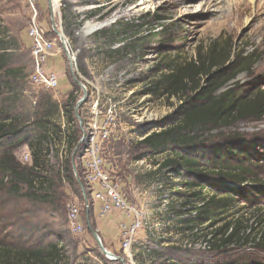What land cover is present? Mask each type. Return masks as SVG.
Instances as JSON below:
<instances>
[{
  "label": "rangeland",
  "instance_id": "obj_1",
  "mask_svg": "<svg viewBox=\"0 0 264 264\" xmlns=\"http://www.w3.org/2000/svg\"><path fill=\"white\" fill-rule=\"evenodd\" d=\"M39 9L46 38L55 43L48 65L59 77L57 93L31 82L27 0H0V57L8 63L0 68V124L22 131L0 140V244L35 249L57 243L63 249L62 264H264V246L258 245H264L262 240L222 250L212 247L218 230L227 225L248 227L249 236L264 230V118L246 116L199 135L194 145L171 146L163 153L142 144L151 133L177 124L180 108L193 102L192 90L186 93L172 82L167 87L164 78L192 63L199 65L205 56L219 65L211 76L198 78V92L212 77L221 81L239 73L218 93H264V0H60L56 9L51 0H40ZM89 24L105 26L89 33ZM56 29L65 36L71 59ZM73 72L88 99L78 111L75 107L73 122L63 111L49 118L53 126L65 131L71 125L70 132L76 133L72 149L57 131L59 137L45 150L42 173L56 187L39 191L35 198L28 196L29 185L22 184L15 194L13 174L2 169L1 160L8 154L19 169L28 172L33 166L29 145L45 130L36 122L52 101L64 104L75 94L78 103L84 95ZM97 112L108 120L101 149L114 182L127 204L147 215L130 251L123 250L124 240L117 237L120 247L110 251L116 260L102 253L89 227L96 230L95 197L85 181V148L79 141ZM174 152L193 159L195 166L161 172V163ZM143 159L156 168H139L136 162ZM234 168L245 176L241 185L225 176ZM234 186L240 187V194L232 191ZM195 195H230L231 207L205 213ZM73 207L80 211L81 234L69 228ZM179 218L193 222H176ZM160 219L166 223L162 231L156 228Z\"/></svg>",
  "mask_w": 264,
  "mask_h": 264
},
{
  "label": "trees",
  "instance_id": "obj_2",
  "mask_svg": "<svg viewBox=\"0 0 264 264\" xmlns=\"http://www.w3.org/2000/svg\"><path fill=\"white\" fill-rule=\"evenodd\" d=\"M7 64L8 63L0 57V68H5ZM218 65L219 64L212 58L205 56L204 60L199 59V65L196 66L192 63L187 67H182L176 70L177 72L174 75H169L164 78L167 87L169 86V83L172 82L176 87L182 86L186 93L192 90L194 99H189L193 100V102H188L180 108L179 116L181 118L177 124L165 128L162 131L151 133L148 137L143 139V145L157 153H163L170 150L171 146L194 145L199 141V135L214 131L218 128L232 126L241 119H247L246 116L256 118L257 120L264 118V93L258 91L254 96L250 97H243L232 89H228L220 94L218 93L239 73L221 81L213 79L212 77L206 88H203L198 92L200 89L197 84L198 78L201 76H211L212 70ZM244 67L246 68L247 66L243 64V70ZM8 74L15 76L18 75L12 71H9ZM172 91L175 95L176 89H173ZM76 103L77 98L75 97V94H70L64 104L52 101L48 111H45L46 113H43V117L36 122V124H42L45 130L44 135L33 138L29 145L33 157V166L30 168L25 167L28 172H26V169L24 168L19 169L18 167L20 166L15 162L14 158L12 156L10 157L8 154H6L1 160L2 169L6 172H12L11 174H13L15 182L13 191L15 194L20 193L22 190V187L20 186L22 184L29 185L28 196L35 198L39 191L44 193L47 190L56 187L54 181L50 180V178L42 173L43 167H46L44 164L45 150L49 143H52L53 140L59 137L57 131L60 133V137H64L72 149L76 141V133L73 134L70 132L71 125L67 130L62 131L59 125H56V127L53 126V122L49 118L50 116H54L55 113L59 115L63 111L65 117H67L70 122H73V113L77 105ZM14 126L15 125L12 124L7 125V123L0 124V140L8 139L22 132L20 130H13ZM67 164H69V161ZM195 164L196 161L193 159L180 156L174 152L172 157H167L163 163H161V172H163L162 170L165 171L169 169L177 170L179 166H190L191 168L194 167ZM69 168L70 164L66 167L67 172L69 171ZM219 174H224V171H221ZM225 174L228 180L233 184L241 185L246 181L242 170H237L236 168L229 169ZM58 177L61 182L62 179L59 176V172L57 178ZM221 187L224 186L221 185ZM232 191H236V193L240 194V187L234 186ZM195 196L200 198L204 203L205 213H207L206 209H208V211L212 212L214 215V213H218L221 210H227L231 207L230 202H232V198L230 195H226V198H219L217 195H214L210 199L198 195ZM181 215H183V213L179 216ZM176 222L191 223L193 220L188 221L187 219L184 220L179 218ZM218 235L220 236H215L214 239H212V247L215 250H222L233 244L238 246L252 241L257 243L258 240L264 242V230L258 234L252 233L250 236H254L255 238L250 239V236L248 235V227L242 229L237 225L231 227L230 225H227L224 231L222 229L218 230ZM258 245L264 246L260 242ZM62 250L63 249L57 243H53L47 248L35 249L10 247L0 244V264H62Z\"/></svg>",
  "mask_w": 264,
  "mask_h": 264
},
{
  "label": "built area",
  "instance_id": "obj_3",
  "mask_svg": "<svg viewBox=\"0 0 264 264\" xmlns=\"http://www.w3.org/2000/svg\"><path fill=\"white\" fill-rule=\"evenodd\" d=\"M40 0H27L28 9L31 14L28 36L32 42V56L34 59V74L31 77V82L35 85L43 86L46 89L58 92L60 82L55 71L49 68L50 58L54 55L55 43L46 38L44 28L40 22ZM95 119L88 123L87 129L83 132V137L79 141V146L84 145L85 153L82 156L81 164L84 171L85 181L92 192L95 200L102 204V216L108 215L114 209L121 210L125 215L127 222L121 223V232L124 242L122 241L123 250L130 251L135 244L137 234L141 229H144L147 222V215L144 211H137L130 207L122 198L120 185L114 182L113 170L108 167V163L102 157L101 140L107 137L105 125L108 120L101 119V112L94 113ZM109 117L112 116V108L109 110ZM83 125V121L80 123ZM29 158V156H28ZM136 165L144 167L148 170L155 169L147 159L138 160ZM80 211L77 207H73L69 215V228L76 234L83 232V225L79 220ZM166 223L159 220L156 223L158 231L165 228ZM131 254V252H129Z\"/></svg>",
  "mask_w": 264,
  "mask_h": 264
},
{
  "label": "crops",
  "instance_id": "obj_4",
  "mask_svg": "<svg viewBox=\"0 0 264 264\" xmlns=\"http://www.w3.org/2000/svg\"><path fill=\"white\" fill-rule=\"evenodd\" d=\"M51 4L53 6V2H51ZM92 208L94 215L93 221L96 227L95 229L104 241V246L106 245V248L109 251H112L113 248H119L120 244L117 237L120 236L121 223L127 222L125 215L119 210H116L111 214L102 216V204L96 201H93ZM108 246H110V248H108Z\"/></svg>",
  "mask_w": 264,
  "mask_h": 264
},
{
  "label": "water",
  "instance_id": "obj_5",
  "mask_svg": "<svg viewBox=\"0 0 264 264\" xmlns=\"http://www.w3.org/2000/svg\"><path fill=\"white\" fill-rule=\"evenodd\" d=\"M55 31L60 35L61 40H62V43H63V48H64V50L66 51L67 55H68L69 58H70V57H71V54H70V52H69V50H68V48H67V42H66V40H65V36H64L62 33H60L59 30L56 29ZM72 74H73V77H74L76 83H77V84L83 89V92H84L83 97L79 100V102L77 103V106H76V110L78 111V110L81 108V106L87 101V99H88V92H87V89L85 88V86L83 85V83H82L80 80L77 79L75 73L73 72ZM78 118H79V117H78ZM89 227H90L91 232H92V234H93L95 240L97 241V244L99 245L100 250L102 251V253H103L108 259L116 260L117 257L114 256V254H113L112 252H110V251L104 246V244H103V242H102V239H101L99 233H98L96 230H94V229L92 228L91 225H90Z\"/></svg>",
  "mask_w": 264,
  "mask_h": 264
},
{
  "label": "bare ground",
  "instance_id": "obj_6",
  "mask_svg": "<svg viewBox=\"0 0 264 264\" xmlns=\"http://www.w3.org/2000/svg\"><path fill=\"white\" fill-rule=\"evenodd\" d=\"M51 2H53V6L56 9L59 6L60 0H51ZM104 26L105 25H101V24H89L86 29H87V32L93 33L94 31H97V30L103 28ZM70 59H71V57H70ZM72 61H73V59H72Z\"/></svg>",
  "mask_w": 264,
  "mask_h": 264
},
{
  "label": "clouds",
  "instance_id": "obj_7",
  "mask_svg": "<svg viewBox=\"0 0 264 264\" xmlns=\"http://www.w3.org/2000/svg\"><path fill=\"white\" fill-rule=\"evenodd\" d=\"M82 121V120H81ZM81 121H80V123H81Z\"/></svg>",
  "mask_w": 264,
  "mask_h": 264
}]
</instances>
